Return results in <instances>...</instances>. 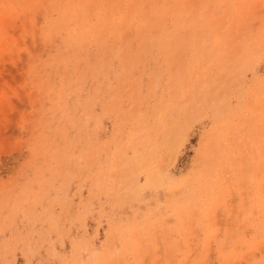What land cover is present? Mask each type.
<instances>
[{
    "label": "rangeland",
    "instance_id": "obj_1",
    "mask_svg": "<svg viewBox=\"0 0 264 264\" xmlns=\"http://www.w3.org/2000/svg\"><path fill=\"white\" fill-rule=\"evenodd\" d=\"M0 264H264V0H0Z\"/></svg>",
    "mask_w": 264,
    "mask_h": 264
}]
</instances>
